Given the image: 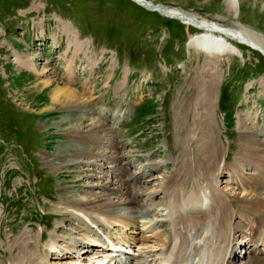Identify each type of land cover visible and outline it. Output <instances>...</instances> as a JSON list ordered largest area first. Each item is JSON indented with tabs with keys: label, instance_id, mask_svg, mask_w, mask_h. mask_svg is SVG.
<instances>
[{
	"label": "rangeland",
	"instance_id": "obj_1",
	"mask_svg": "<svg viewBox=\"0 0 264 264\" xmlns=\"http://www.w3.org/2000/svg\"><path fill=\"white\" fill-rule=\"evenodd\" d=\"M152 1L226 28L245 26L264 43V0H238L236 17L225 11L224 0ZM197 32L194 26L148 10L134 0H0V261L13 262L16 242L27 239L32 242L35 263L53 264L46 256V252L52 251H45V245L53 234L59 240L64 236L52 225L61 221L57 212L64 207L66 215L80 214L70 203L91 193H109V199L101 197L106 204L116 201L120 192L113 195L108 192L111 189L98 184L100 181L105 184L111 175H116L119 182L122 178L130 180L135 202L134 207L129 205L126 210L119 206L116 211L130 217L134 216L133 211H138V215L144 212L142 219L163 222L166 226L168 195L159 180L168 174L177 184L181 178L176 169L182 158V137L191 135L186 133L190 127L201 125V120H192L195 111L185 115L181 112L184 98L197 87L194 81L210 67L205 53L187 45L188 36ZM229 40L239 47L242 56L218 59V83L211 105L206 107L222 148L218 160L221 172L215 186L223 197L235 187L237 191L236 182L241 180L234 178L240 172L223 169L242 166L234 133L257 127L264 130V56L245 44ZM77 41L81 43L79 47ZM22 52L28 55L32 66L21 64ZM68 68L73 70L70 77ZM44 69L47 70L41 71ZM47 76L67 83L86 98L91 111L78 110L75 115L106 123L105 130L83 133L88 140H98V144L89 145L92 148L89 153L94 154L85 158L88 163L83 168H89L88 171L73 172L68 164L52 172L43 160L44 156L50 158L56 147L71 142L67 139L80 140L73 132L66 136L62 127L67 123L61 125L62 130H43L42 122L56 121L62 111L40 113L48 106L47 93L35 94L24 89ZM253 137L264 151V132ZM224 154L229 157L226 161ZM251 165L261 168V163ZM243 172L249 177L255 170L244 167ZM101 174L103 178H99ZM117 181L110 182V186L117 185ZM181 185L182 199L186 202L191 193H198L188 184ZM149 186L161 189L145 194ZM240 199L227 201L246 208ZM242 219L234 215L230 220L237 227L233 228V238L238 237L230 243L234 249L228 258L231 264H241L255 256L254 252L251 255L241 251L251 250L249 244L253 243L246 238L240 244L243 239H239L238 224L251 221ZM66 224L69 227L66 235L72 236L67 240L73 239L77 236L74 229L78 222L70 219ZM95 226L92 224L91 228L105 237L116 232L114 228L105 231ZM165 228L160 229L167 235ZM128 233L142 236L139 229ZM245 233L249 230L245 229ZM148 244H152L151 240ZM216 245L217 241L213 245L204 242L205 258L215 252ZM128 252L133 258L142 250L131 246ZM141 255L151 259L149 264H159L162 254L159 251ZM92 256L94 264H113L109 253Z\"/></svg>",
	"mask_w": 264,
	"mask_h": 264
},
{
	"label": "bare ground",
	"instance_id": "obj_2",
	"mask_svg": "<svg viewBox=\"0 0 264 264\" xmlns=\"http://www.w3.org/2000/svg\"><path fill=\"white\" fill-rule=\"evenodd\" d=\"M134 1L148 10L158 11L165 16L178 19L198 29L197 33L188 36L187 45L188 47L196 48L199 52L205 53L210 67L207 68L209 70H206V74L204 73L203 77L199 79L195 78L196 81L194 83H197V87L192 88V92L189 93L190 96L188 95L184 98L186 103L182 102L181 112L182 115H185L188 111L191 114L195 111L192 120H201L199 121L201 125L190 127L186 133L187 135H191L187 136L188 138L182 137V147L180 148L182 158L179 160L180 163L176 169L177 175H180L181 178L177 181V184L174 182L172 175L168 174L163 175L162 179L159 180V183H163L162 188L168 195L165 204L169 210L166 226L162 225L163 222L142 219L144 214L142 210L140 211V213L142 212L140 215L136 213L138 211H133V217L128 216L124 212L116 211L115 208L119 206L124 207L126 210L129 208V205L130 207H134L135 202L132 196L133 189H131L132 187L130 188V180L122 178V181L119 182V178H115L117 177L116 175H111L105 184L101 183V181L98 184H101L100 187H104L105 189H111L108 192L113 193V195L120 192L116 201L106 204L105 199L110 198L109 193L106 192L100 195L91 193L84 199H77L70 203L71 207L79 211L80 214L66 215L64 214V207H62L57 212V216L61 218V221L52 222V225L67 237L64 238L62 236L63 238H60L62 240H59L58 235H51V239L45 245V251L50 250L52 253L46 252V256L49 258V261H53V264H94L91 262L92 255L101 256L103 253L111 255L110 247L114 245L118 247L122 258L111 255L112 258L110 260L113 264H149L151 259L148 260V257L142 256L141 253L144 252L149 256L159 251L162 254L161 256L159 255V264H231L228 258L234 254V249L230 243L238 238H233L232 234L233 228H237L231 223V218L233 219L234 215L242 216L243 221L251 219L250 222H242L241 226L238 224L239 239H243L241 242L239 241L240 244L244 243L246 238H257L259 236L261 238L260 242L264 243V151L253 137V134L263 133L264 130L257 127L254 130L234 133L237 135L235 145L238 146V162L242 166L237 167L232 165L229 170L226 167H223V169H226L228 172H240L238 177L233 176L241 180L239 183L236 182V186H238L237 191L235 187L227 193L226 197H223L222 191L215 186L221 172L218 160L222 154V148L216 139V128L211 121L209 108L206 109V107L211 105L213 93L217 87V71L220 70L218 59L221 56H242L239 47L229 39L245 44L259 51L263 56L264 43L252 31L250 32L242 25L239 26L240 28H226L215 21L210 22L206 18H198L194 14L184 12L178 8L165 6L152 0ZM223 5L225 11H228L227 13H231L235 17L237 16L240 7L238 0H224ZM77 43L79 42L77 41ZM80 45L81 43L77 47ZM21 56L23 58V61H21L23 66H32L31 62H28L27 54L22 52ZM45 70L47 69L41 71L45 72ZM67 73L70 77L73 75V70L68 68ZM68 81L66 79V82ZM24 90H30L31 93L35 94L38 92L47 93L48 106L40 113L50 112L53 109L62 111V114L58 116L56 121L52 120L53 122L48 124L42 122L43 130L46 131L51 128L61 129V125L67 123L62 127L65 129L66 136L73 132V135L78 137L77 139H80L78 141L72 138L67 139L71 142L66 146L63 144L56 147L53 155L50 154V158L44 156V162L52 168V172L60 171V168L65 165L68 166V164H71L69 169H72L73 172L81 173L88 171L89 168H83L87 167L86 164L88 163L86 162L88 160L85 158L94 154L93 151L89 153L92 150V148H89V145L98 144V140H88L83 135L86 133L95 134L100 130H105V121L95 120L93 117L90 119L75 115L74 112L78 110L90 112V104L87 103L83 95L78 94L74 88L67 86V83L62 84L49 76L42 78L40 81L33 82ZM70 112L71 114L69 115ZM74 127L79 129L75 130ZM194 136L196 140H193ZM100 156L103 157V154ZM223 156L225 161L229 158L228 154H224ZM252 163H261V168L251 165ZM244 167L253 168L255 170L254 175L249 177L244 176ZM103 176L104 174H101L99 178H103ZM116 179H118L117 185L110 186V182ZM174 179L177 180V177ZM210 182L211 185L209 187L207 185ZM183 183L198 190V193H191L192 197L190 196L187 202L182 199L184 189L181 184ZM209 188L210 190H208ZM160 189L149 186L145 194L157 193ZM62 194H60V197H64ZM102 196L105 199H102ZM228 198H236V200L241 198L240 200L244 201L247 206L246 208L233 206L227 201ZM62 218L64 219L63 222ZM70 219L78 222L74 229L77 236L67 240L70 236L66 235V229L69 228L66 221L68 222ZM92 224L96 225L97 229H105L106 231L107 229L112 230L114 228L116 232H109L105 238V236H102L91 228ZM161 227L163 229L166 227L167 235L162 232ZM134 229H139L142 236L135 237L128 233ZM245 229L249 230L248 234L245 233ZM124 230L125 232H123ZM210 233L211 235L209 236ZM95 236L98 238H95ZM105 239H108L111 244L108 245L109 242L105 241ZM149 240H151L152 244H148ZM205 241H209L212 245L217 241L215 252L207 255V258L202 253ZM64 242H67V244L64 245ZM31 243L27 239L18 240L15 244L16 252H14L17 254L13 256V262L0 261V264H37L34 262L31 253ZM101 246L107 247V249L102 250ZM131 246L137 247L139 251L141 249L142 252L130 258L128 251L131 249ZM241 251L243 253L248 252L242 249ZM253 252L255 254L254 250L249 251L248 254L252 255ZM17 255H21V257H17ZM241 264H264V256L255 254V256L249 257Z\"/></svg>",
	"mask_w": 264,
	"mask_h": 264
}]
</instances>
